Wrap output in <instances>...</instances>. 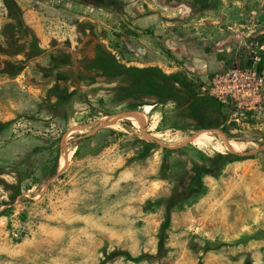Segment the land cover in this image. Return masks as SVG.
Here are the masks:
<instances>
[{"label":"rangeland","instance_id":"rangeland-1","mask_svg":"<svg viewBox=\"0 0 264 264\" xmlns=\"http://www.w3.org/2000/svg\"><path fill=\"white\" fill-rule=\"evenodd\" d=\"M15 1L27 27L0 0V167L23 192L0 204V264H264V121L232 139L226 110L196 129L189 108L222 62L261 54L264 70V0ZM97 43L184 84L163 100L90 69ZM197 131L188 151L149 140Z\"/></svg>","mask_w":264,"mask_h":264},{"label":"trees","instance_id":"trees-1","mask_svg":"<svg viewBox=\"0 0 264 264\" xmlns=\"http://www.w3.org/2000/svg\"><path fill=\"white\" fill-rule=\"evenodd\" d=\"M201 1V0H196ZM5 6L8 11V16L10 18H16L19 26L27 25L23 21L22 11L18 6L15 0H4ZM36 39V37H35ZM97 50V55L94 61L89 65L90 69L98 70L103 75H110L113 79L120 76L121 74H127L130 77V80L133 85L136 87L144 88L146 93L157 96L160 99H172L176 97V83H183L180 79L178 73L165 74L160 69L155 66L148 67H136V66H125L119 63L116 57L108 51L102 44L97 43L95 45ZM10 52L0 45V55L9 54ZM7 60H4L3 63H6ZM2 63V62H1ZM23 65H18L11 69L3 68V71H8L11 73H16L20 69H22ZM260 69H262L260 67ZM192 100L190 101L189 108L191 113L199 118V124L196 125V129L200 127H204L207 125L206 119L213 113H220L219 103L212 97L199 95H192ZM40 147H36L35 149H39ZM163 167L167 168L168 163L166 161L163 163ZM199 169L196 170V173L190 178L187 179L189 182V187H183L186 190H194L197 185L195 182L197 181V176L199 174ZM5 172L4 168L0 167V188L4 191L7 196L6 200H1L0 204H5V210H9L10 206L14 204L19 196L22 194V185H23V177L20 175L21 172H18L17 175H14L15 181L8 182L2 176ZM198 183V182H197ZM171 207H169V211ZM1 215V214H0ZM168 226V222L162 228V231H165ZM119 253L124 254L127 258L133 261H139L144 259L148 254H142L136 257L131 256L128 252L124 251ZM100 264H105V261H102Z\"/></svg>","mask_w":264,"mask_h":264},{"label":"built area","instance_id":"built-area-1","mask_svg":"<svg viewBox=\"0 0 264 264\" xmlns=\"http://www.w3.org/2000/svg\"><path fill=\"white\" fill-rule=\"evenodd\" d=\"M263 48V47H261ZM261 54L251 62L224 63L202 79V95L214 98L232 131H243L264 121V70Z\"/></svg>","mask_w":264,"mask_h":264},{"label":"bare ground","instance_id":"bare-ground-1","mask_svg":"<svg viewBox=\"0 0 264 264\" xmlns=\"http://www.w3.org/2000/svg\"><path fill=\"white\" fill-rule=\"evenodd\" d=\"M141 116V120L142 121H146L147 119V115L145 113H140ZM216 133H218L217 131H215ZM203 134L200 133V131H197L192 137H190L189 139L182 141L180 144H184V145H196L197 143H199L200 141H202L203 139ZM221 140L223 142V144L227 147L230 148L232 150H236V148H243V146L241 144H237V146L233 143V141L231 139H229V137H227L225 134L221 133ZM66 161L63 162V164H65Z\"/></svg>","mask_w":264,"mask_h":264},{"label":"water","instance_id":"water-1","mask_svg":"<svg viewBox=\"0 0 264 264\" xmlns=\"http://www.w3.org/2000/svg\"><path fill=\"white\" fill-rule=\"evenodd\" d=\"M119 118H133L135 120H137L138 122L141 123V116L139 113H134V112H122V113H119L117 115H114L113 116V119H119ZM228 137V136H227ZM150 141H153L154 143L158 144V145H163V146H166V147H171V148H174V149H181L183 151H188L190 149H192V145H184V144H173L171 142H168V141H163V140H156V139H153V138H149Z\"/></svg>","mask_w":264,"mask_h":264},{"label":"crops","instance_id":"crops-1","mask_svg":"<svg viewBox=\"0 0 264 264\" xmlns=\"http://www.w3.org/2000/svg\"><path fill=\"white\" fill-rule=\"evenodd\" d=\"M30 13H31V10H28V12L25 13V16L29 17ZM28 22H30V24H32L33 27H37V24H36V22L34 20L31 21V19H30V20H28ZM58 23L60 24L61 21L59 20Z\"/></svg>","mask_w":264,"mask_h":264},{"label":"flooded vegetation","instance_id":"flooded-vegetation-1","mask_svg":"<svg viewBox=\"0 0 264 264\" xmlns=\"http://www.w3.org/2000/svg\"><path fill=\"white\" fill-rule=\"evenodd\" d=\"M229 135L232 137V139H234L233 138V131L231 130V131H229ZM189 183V182H188ZM187 183V186L186 187H189V184ZM190 188V187H189Z\"/></svg>","mask_w":264,"mask_h":264}]
</instances>
